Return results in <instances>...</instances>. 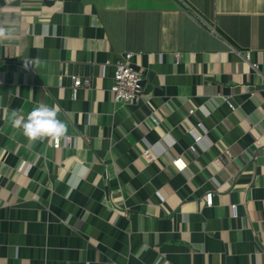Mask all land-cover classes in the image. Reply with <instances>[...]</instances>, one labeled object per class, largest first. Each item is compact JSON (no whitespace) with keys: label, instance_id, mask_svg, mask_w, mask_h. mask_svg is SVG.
I'll list each match as a JSON object with an SVG mask.
<instances>
[{"label":"crops","instance_id":"1","mask_svg":"<svg viewBox=\"0 0 264 264\" xmlns=\"http://www.w3.org/2000/svg\"><path fill=\"white\" fill-rule=\"evenodd\" d=\"M0 27V264H264V0H0ZM126 52L137 103L103 74ZM41 103L59 147L12 127Z\"/></svg>","mask_w":264,"mask_h":264},{"label":"built area","instance_id":"2","mask_svg":"<svg viewBox=\"0 0 264 264\" xmlns=\"http://www.w3.org/2000/svg\"><path fill=\"white\" fill-rule=\"evenodd\" d=\"M134 54L132 52H126L123 59H118L114 63L107 61L102 65L103 67V74H105V69L108 65L114 66V75H113V84L110 87V91L113 96L114 102H123V103H137L145 97V90L147 85V74L140 69H136L132 62L131 58ZM247 59H250V53L248 52L246 55ZM254 69H258V64H253ZM71 89H72V96L77 98L78 92L80 89L83 88H92V77L91 76H80L77 74L71 75ZM228 103L230 101L226 99ZM231 107L233 106L230 103ZM191 112H194L192 110ZM198 127L201 128L202 133L196 131L195 128L189 130V133L194 138V143L189 146V150L192 152H196V144L203 140L205 134L207 133V129L205 128L202 122H198ZM255 143L258 146H264V140L256 138ZM61 145V139L54 141V146L59 147ZM251 157L254 158L255 155L251 154ZM171 163L175 166L178 170L182 171L187 167V162L184 160L182 156H175L171 159ZM25 162L20 166L22 169ZM214 191H208L205 194L206 204L208 206L213 205V196ZM233 210V215H237V204L231 205Z\"/></svg>","mask_w":264,"mask_h":264},{"label":"clouds","instance_id":"3","mask_svg":"<svg viewBox=\"0 0 264 264\" xmlns=\"http://www.w3.org/2000/svg\"><path fill=\"white\" fill-rule=\"evenodd\" d=\"M10 31L0 27V41L10 38ZM25 66L32 65L24 61ZM12 127L21 129L22 134L30 141L50 139L57 141L67 133V125L58 118V109L41 103L25 116L19 110L12 112Z\"/></svg>","mask_w":264,"mask_h":264}]
</instances>
